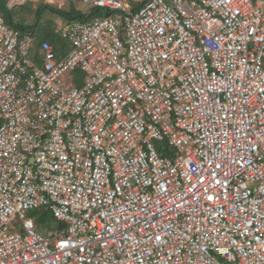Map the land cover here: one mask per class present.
Here are the masks:
<instances>
[{
    "label": "built area",
    "instance_id": "obj_1",
    "mask_svg": "<svg viewBox=\"0 0 264 264\" xmlns=\"http://www.w3.org/2000/svg\"><path fill=\"white\" fill-rule=\"evenodd\" d=\"M73 1L0 15V264H264V0Z\"/></svg>",
    "mask_w": 264,
    "mask_h": 264
},
{
    "label": "rangeland",
    "instance_id": "obj_2",
    "mask_svg": "<svg viewBox=\"0 0 264 264\" xmlns=\"http://www.w3.org/2000/svg\"><path fill=\"white\" fill-rule=\"evenodd\" d=\"M54 1H55L54 3H49L46 0H28L22 5H16L11 10L13 19L16 22L21 21L22 19L21 17L24 16L27 23H35L36 19L34 17H35V10L37 9V6L43 5V4L45 5L46 3L49 4L50 7H53L54 9H59L63 11L67 10V4L65 5V7L60 6V5L65 4L64 0H54ZM122 1H124L125 4H127L130 7H132L133 4L135 3V0H122ZM73 7L74 8L76 7V9H74L73 13L71 14L72 16H74L77 12L82 11V8L80 5L78 6L73 5ZM42 11H43L42 15H41V12L39 14V18H42V22H39V24L47 23L48 18H53L55 21L62 18L61 15L54 13L48 8H44V10ZM104 12H105L104 9H98V10L93 9L92 10L93 16L95 15L102 16ZM63 20L65 22L68 21L64 18ZM59 40L61 42L60 46H62L61 49L67 51V49L69 48V41L63 37H60ZM263 66H264V58H263ZM26 219H31L34 224V228L38 232H41V233H45L46 231L54 232L59 224V222L56 221L51 216V213L44 208L37 210V211H33V212H26L23 218H19L18 216H15L13 218V223L16 226H21L22 222L25 221Z\"/></svg>",
    "mask_w": 264,
    "mask_h": 264
},
{
    "label": "trees",
    "instance_id": "obj_3",
    "mask_svg": "<svg viewBox=\"0 0 264 264\" xmlns=\"http://www.w3.org/2000/svg\"><path fill=\"white\" fill-rule=\"evenodd\" d=\"M67 1L69 2V4H73V5L75 4V2L73 0H67ZM23 3H25V2H23ZM23 3L9 5V0H0V15L4 18V20L7 22V24H9L12 28L17 30L21 36H25L27 34H30L34 40L35 49H37L38 45L42 41H48L49 43H51L54 46V48H55L54 50H55L57 55L63 54L66 50L61 49L62 46H60L61 42L59 39L62 36L59 32L56 31L57 21L60 19H63V18L64 19L65 18H74V16H72L71 14L73 13L74 9H76V8L71 6V8L69 7L68 10L63 11V10H59V9H54L53 7H50L49 4L46 3L45 5L43 4V5L37 6V9L35 10V17H34L36 19L35 23H27L24 16L21 17L22 18L21 21L16 22L13 19V15L11 13V10L16 5H22ZM44 8H48L51 11H53L54 13L61 15L62 18L58 19L57 21H55L53 18H48L47 23L39 24V22H42V18H39V14L41 12V15H42V13H43L42 10H44ZM77 14H80V13L77 12L75 15H77ZM35 55H37V53ZM157 146H158V144H157ZM158 151H160V150H158ZM42 208L49 211L46 207H41V208L33 209L29 212L37 211V210H40ZM51 216L53 217L52 213H51ZM48 232L49 231H46L45 233L47 234Z\"/></svg>",
    "mask_w": 264,
    "mask_h": 264
},
{
    "label": "crops",
    "instance_id": "obj_4",
    "mask_svg": "<svg viewBox=\"0 0 264 264\" xmlns=\"http://www.w3.org/2000/svg\"><path fill=\"white\" fill-rule=\"evenodd\" d=\"M49 3H54V0H46ZM65 4L60 5L61 7L67 4V10L69 9V7L71 8V6H73V4H69V2L67 0H64ZM144 2V0H135V3L133 4L132 8L137 9L140 5H142V3ZM75 6H77V4H74ZM76 8V7H75Z\"/></svg>",
    "mask_w": 264,
    "mask_h": 264
}]
</instances>
